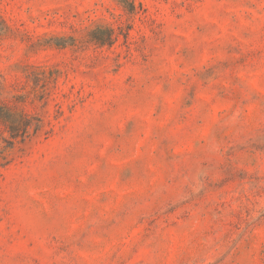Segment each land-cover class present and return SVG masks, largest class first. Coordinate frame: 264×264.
Wrapping results in <instances>:
<instances>
[{
  "label": "rangeland",
  "instance_id": "rangeland-1",
  "mask_svg": "<svg viewBox=\"0 0 264 264\" xmlns=\"http://www.w3.org/2000/svg\"><path fill=\"white\" fill-rule=\"evenodd\" d=\"M35 2L0 0V264H264V0H113L79 45Z\"/></svg>",
  "mask_w": 264,
  "mask_h": 264
},
{
  "label": "clouds",
  "instance_id": "clouds-1",
  "mask_svg": "<svg viewBox=\"0 0 264 264\" xmlns=\"http://www.w3.org/2000/svg\"><path fill=\"white\" fill-rule=\"evenodd\" d=\"M28 7H32L34 12L36 8L46 12L48 14L47 19L55 21L53 25V30L55 31L67 32L69 27H71L72 34L77 37L78 45L85 39L86 31L95 27L96 24L115 27L122 22V14L113 3V0H88L84 8L91 9V11L87 15H83V8H81L82 15L75 20L72 19V15L80 7L77 0H36L34 4L28 5ZM52 9L58 10V14L53 13ZM105 9L108 11H105ZM64 62L68 65L65 70L80 66L79 62L72 64L68 59H65ZM256 175L260 177L256 190L261 191V196L257 199L259 200V207L264 209V170L257 172ZM248 180V176L244 177L245 184Z\"/></svg>",
  "mask_w": 264,
  "mask_h": 264
},
{
  "label": "trees",
  "instance_id": "trees-1",
  "mask_svg": "<svg viewBox=\"0 0 264 264\" xmlns=\"http://www.w3.org/2000/svg\"><path fill=\"white\" fill-rule=\"evenodd\" d=\"M120 4H122V6H124V8H126L128 11H130L131 13L135 12V5L133 3H126L125 1H120ZM128 6H127V5ZM127 6V7H126ZM94 42H96L97 44L104 46L106 45L105 43H103V41H101L100 39H95ZM0 115L5 116L4 118H6L7 120H9V122H13V115L11 113H9L8 111H5L4 109L0 110ZM15 136V135H13Z\"/></svg>",
  "mask_w": 264,
  "mask_h": 264
}]
</instances>
